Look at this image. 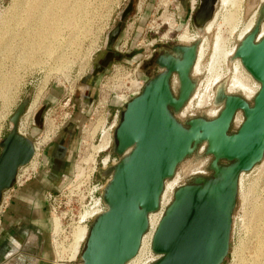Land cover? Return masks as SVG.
Wrapping results in <instances>:
<instances>
[{
  "label": "water",
  "instance_id": "obj_1",
  "mask_svg": "<svg viewBox=\"0 0 264 264\" xmlns=\"http://www.w3.org/2000/svg\"><path fill=\"white\" fill-rule=\"evenodd\" d=\"M189 0H181L186 7ZM219 0H198L192 24L201 32L215 13ZM129 2L117 26L106 38L101 64L112 59V44L130 14ZM264 3L252 30L237 45L234 58L258 83L251 100L226 91L221 83L214 104L221 109L214 118L205 115L181 120L184 108L196 88L192 69L198 42L174 45L159 55L154 64L160 73L149 79L140 93L120 111L112 132V154L117 162L97 175L103 182L102 202L106 210L88 225L81 246L79 264H127L138 253L149 227V216L160 209L165 183L174 178L186 159L209 158L207 176L187 178L177 188L154 232L151 250L157 260L151 264H223L229 253L232 215L242 173H248L264 158ZM92 66L84 96L99 71ZM176 90L172 89L173 78ZM28 102H22L0 142V201L20 168L34 155L33 142L18 134V125ZM43 110L34 116L38 125ZM237 113L242 122L232 130ZM199 147L204 152L199 154Z\"/></svg>",
  "mask_w": 264,
  "mask_h": 264
},
{
  "label": "rangeland",
  "instance_id": "obj_2",
  "mask_svg": "<svg viewBox=\"0 0 264 264\" xmlns=\"http://www.w3.org/2000/svg\"><path fill=\"white\" fill-rule=\"evenodd\" d=\"M129 2L132 3V10L122 22L119 39L112 44V53L116 56L114 65L131 68L138 81H148L160 73L154 58H150L158 46L198 42L205 52L200 72L194 78L195 90H199V95L205 92L212 72L218 80L208 90V98L201 106L196 107L199 98L193 97L194 109L198 110L195 116L207 115L214 108L216 88L221 83L227 88L234 76L254 87L242 69L235 72L234 59L226 57V54L238 45V35L247 25L254 27L264 0H226L223 4L218 3L210 30L201 32L196 31L192 24L198 0L194 4L189 0L186 7L182 6L181 0H0V142L9 131L11 116L25 101L28 106L20 119V124L26 125L24 138L34 143L44 137L45 130L52 123L53 126L62 124L60 131L40 148L35 163L41 160V165L35 175L24 180L19 187L13 185L4 196L0 208L3 217L9 214L16 194L28 192L29 188L36 193L38 209H41L39 203H42L48 213L45 192L62 190L71 179L77 162L96 154L97 148L79 147V141L88 139V130L95 127L98 121L104 123L107 118L110 124L116 101L111 98L105 104V95L98 96L101 79L105 76L99 73L90 83V96L94 103L86 105L83 110L84 80L90 77L88 73L95 58L105 51L108 33L117 26ZM229 14L233 20L230 25L223 23ZM263 25L264 22L261 27ZM185 31L194 36L193 42H179V35ZM218 33L226 54L216 52L215 38ZM210 65L212 72H209ZM142 66L147 67L145 76L140 73ZM236 94L241 95L239 92ZM98 97L101 99L97 107L100 112L93 115ZM30 107L33 110L26 114ZM41 109L40 122L35 125L34 116ZM177 116L179 118V114ZM237 127L234 123L232 130ZM66 137L70 138L66 171L51 182L48 174L43 173L45 161H48L46 157L51 153V147ZM106 155H110V164L117 161L112 154V146ZM196 162L186 159L179 172L185 173ZM95 180L104 184L97 173ZM171 199L172 195L168 193L165 202L170 204ZM38 218L45 221V226L40 230L37 246L40 252L49 251L52 254V264H61L54 260L50 245L49 213L41 211ZM64 264H79V259L75 263ZM223 264H264V158L238 183L229 253Z\"/></svg>",
  "mask_w": 264,
  "mask_h": 264
},
{
  "label": "built area",
  "instance_id": "obj_3",
  "mask_svg": "<svg viewBox=\"0 0 264 264\" xmlns=\"http://www.w3.org/2000/svg\"><path fill=\"white\" fill-rule=\"evenodd\" d=\"M100 86L101 88H99L98 96L101 97V95L99 94L105 95V97H103L105 104H107V102L110 101L111 98L116 101V105L113 110L112 120L110 121L109 124L106 118L103 126L94 134V136L90 139V141L88 140L87 142H85L83 139L79 141V147H87L88 143H91L92 145H98L101 142L104 134H108L109 136L108 149L106 151L101 152L100 154H97L94 157L93 162H89L88 164H85L81 161H78L77 164L75 165L71 179L68 181L67 185L63 187L62 190H60L59 192L46 191L44 195L45 197L44 199L48 207V213L51 224L50 245L54 256V260L61 264L62 262H60L57 259L56 250L58 249L61 251L63 248L67 247L72 242L73 230L76 227L84 226L88 230V225L92 221V219L106 210L101 198V191L103 185H101L100 182H97L95 180V174L98 172L99 169H105L109 165H111L110 155H106V153L111 148L112 132L118 123L120 109L125 105V103L128 102V100L131 97L136 96V94H138V92L142 90L143 88L142 86H144V83L143 81L137 80L136 74L133 70H131V68L123 67L120 65L119 66L114 65L111 69L110 75L102 82ZM99 97L98 100H96L97 103L96 109L97 107H99L101 102V99H99ZM193 116L185 117L183 118V120ZM71 117L72 114L69 116V118ZM53 124L54 123H52V125H50L49 128L46 129L44 132V135L47 134L48 140L50 139V137L56 135L60 131V127L62 126V124L60 126L58 125L53 126ZM17 131L18 134L22 137H24L27 134L26 133L27 130H25L23 134H21L18 129ZM0 139H1V134H0ZM38 141L40 140L37 139L35 140L34 143ZM203 152H204V147H200L199 154H202ZM104 158L106 159L105 163H104L105 160ZM201 162L203 163V166L199 171H193V172L185 171V173H181L179 172V170L177 171V173L174 176L175 177L174 179H176L175 183L173 185V188L170 190V194L172 195V197L174 191L177 188L184 185L185 180L187 178L197 175L207 176L209 174V172L206 170L209 163V158L204 157L198 160L195 164L197 165L198 163ZM40 165H41V160L40 162H36V163L34 161L33 164L30 163L28 164V166L26 165L25 167L20 168L17 172L13 185L16 187L21 186L22 183H24L27 179L30 178V176L35 175L36 170L40 168ZM78 166H79V170L80 171L82 170L81 176L77 175ZM11 188L2 193L0 208L5 198L4 196L6 195L7 192L12 190ZM164 191H165V186H164ZM168 205L169 204H166L164 206L162 205V197H161L160 209H159V211L161 212V218L163 216L162 214L164 213L165 208ZM2 218L3 215L1 214L0 211V226H1ZM56 224L57 227L55 228ZM157 226L154 229H152L149 222L147 234L151 231L154 235ZM86 237H87V233L85 234L83 240L80 242L79 253L81 250V246L86 240ZM143 239L144 237L142 238L141 246L143 243ZM152 256L153 258H151V260L146 264H151L157 260L158 257L153 255V253ZM78 257L79 254L77 252L74 260L70 263H75Z\"/></svg>",
  "mask_w": 264,
  "mask_h": 264
},
{
  "label": "bare ground",
  "instance_id": "obj_4",
  "mask_svg": "<svg viewBox=\"0 0 264 264\" xmlns=\"http://www.w3.org/2000/svg\"><path fill=\"white\" fill-rule=\"evenodd\" d=\"M190 1H191L192 4L195 3V0H190ZM225 1L226 0H219L218 3L223 4ZM213 18H214V15H213L212 19ZM212 19L206 23V25L203 28V31L210 30V28L212 26ZM232 22H233L232 16H231V14H229L223 23H227V24L230 25V23H232ZM251 30H252L251 25L250 24L247 25L240 32V34L238 35V38H237L238 42H240L247 34H249V32ZM188 33H189L188 31H185L183 34L179 35V39H178L179 42L184 43V44H188V43L193 42L194 36L193 35L191 36ZM262 36H264V25L260 29V37H262ZM236 48H237V45L234 48H232L230 51H228L227 54H226L225 50L223 51V40L220 39L219 33L216 35V38H215V49H216V52L222 53V51H223V53L226 54V57L227 56H232V58L234 59L233 61L235 62L234 63L235 72L237 73V71L239 69H242L245 72V74L247 75V77L249 79H251L253 84H254V87H251V85L250 86L247 85L242 80H240L237 76H234V78L232 77L233 80L231 81V83L226 88V91L228 93H230V94H236L237 92H239L241 94V96H243L246 100H251L253 98V96L256 94V92L258 91L259 85L245 71V69L243 68L240 60L234 58V54H235ZM204 52H205L204 47L202 45L198 44L197 58H196V62L194 64V67L192 69V78L193 79L200 72V64H201V61L203 59ZM213 58H214V56L212 57V59ZM212 68H213L212 65H210L209 66V70H210L209 72H212L211 71ZM217 80H218V76L214 75V73L212 72V74L209 76V79L207 80L205 92L203 94L199 95V90L198 91L194 90V92L191 95L189 101L185 104L184 108L178 113L180 119H183V118L188 117V116H193L195 113L198 112V110L194 109L195 106L193 104V99H194L193 97L198 96L199 100L196 103V107L201 106L202 103L204 102V100L206 98H208V95H207L208 94V90L215 83L214 81H217ZM176 86H177V79H176V77H174L173 78V83H172V89L174 91L176 90ZM220 109L221 108L219 106H215V104H214V108L210 109L207 112V115H205V116L208 117V118H214V117L217 116V114L219 113ZM31 110H33V109H31V107L28 108V112L27 113H29ZM240 114L241 113H237L236 116H235L234 123H235L236 126L240 125V123L242 122V114H241V117H240ZM103 124H104L103 122L101 123L100 121H98V123L96 124L95 127H93L90 131L88 130V139H85L84 141H86V140L90 141V139L103 126ZM18 130H19V132L21 134H23V132H25V130H26L25 123H23V125L19 123ZM46 141H47V134L44 135V137L40 141H38L36 143H33L34 155H33V158L31 159V161L29 162V164L30 163L31 164L34 163V161L36 160V158L39 155L40 148L43 146V144H45ZM108 141H109L108 134H104V136L102 137L101 142L98 145H92L91 143H88L87 147L97 148V152H96V154L94 156L92 155V156H90V157H88V158H86L84 160H80V161L85 163V164H88L89 162H93L94 161V157L97 154H100L101 152L106 151L108 149ZM111 142H112V137H111ZM111 146H112V144H111ZM105 161H106V159L104 160V163H105ZM201 163H198L197 165H193V166L188 167L187 168V172L199 171L202 168V166H203V163L202 164ZM77 169H78L77 170V175L81 176L82 170L81 171L79 170V166L77 167ZM244 174L245 173H242L240 175L239 182H240V179L242 178V176ZM174 178L169 180V181H167L165 183V191L162 194V205L163 206L165 204H167L165 202L166 196H167L168 193H170L168 191L173 188V185H174L175 180H176ZM160 218H161V212L160 211L157 212V213H153V214H151L149 216V222H150V225H151L152 229H154L158 225V222L160 221ZM56 227H57V224H56L55 228ZM86 233L88 234V230H87L86 227H84V226L76 227L73 230V234H72L73 240H72V242L67 247L63 248L61 251L58 250V249L56 250L57 259L60 262H62V264L72 262L74 260L75 255H76L77 252L80 255V253H79L80 242L83 240V238H84ZM143 237H144L143 243H142V246L139 249L137 255L131 261H129L127 264H146L147 262H149L151 260V258H153L152 250H151L153 233L150 231L148 234L146 233Z\"/></svg>",
  "mask_w": 264,
  "mask_h": 264
},
{
  "label": "crops",
  "instance_id": "obj_5",
  "mask_svg": "<svg viewBox=\"0 0 264 264\" xmlns=\"http://www.w3.org/2000/svg\"><path fill=\"white\" fill-rule=\"evenodd\" d=\"M56 162L60 169L51 170L52 168H48L49 162L45 161L43 173L48 174L51 182L63 176L66 171L60 167L64 160ZM36 199V193L32 188H29L28 192L21 191L16 194L10 212L4 217L0 229V264H52V254L49 251L40 252V247L37 246L38 235L41 233L42 226H45V221L38 218L39 212L48 213L42 203H39L41 209H38ZM23 223H25L26 231L20 229Z\"/></svg>",
  "mask_w": 264,
  "mask_h": 264
},
{
  "label": "flooded vegetation",
  "instance_id": "obj_6",
  "mask_svg": "<svg viewBox=\"0 0 264 264\" xmlns=\"http://www.w3.org/2000/svg\"><path fill=\"white\" fill-rule=\"evenodd\" d=\"M118 39H119V37L115 41H117ZM170 47H172V46H169L168 44L158 46L157 49L153 50V53L150 55V58L151 59L154 58V61H155V59L159 55H163L166 52H169V48ZM104 56H105V52L104 51H101L100 54H99V56L96 57L95 58V61H94V64H96L97 67L99 68L98 69L99 71L96 73V75L99 74V73H102V74L105 75V76L102 77L101 82H103L110 75L111 69L114 66L113 61L115 60V57H116L115 54L112 53V59L110 60V62H108L107 64H104L103 65L101 63H102V59H103ZM146 68H147L146 66H142L140 68V73L143 76H145ZM142 71H143V73H142ZM91 72H92V67L89 70V73H88L89 76H91ZM102 74H100V75H102ZM96 75L93 77V80L96 77ZM146 82L147 81H143L144 84ZM84 83H85L84 86L86 88V80H84ZM85 88H84V90L82 92V103L81 104H82L83 110H85L86 105H90V104L92 105L94 103V100H92V97L90 96L91 95V91H92V86H89V90H88V95L87 96H84ZM121 109H120V111H121ZM98 112H100V111H98L97 109H95L93 111V115L95 113H98ZM79 113L82 114L81 110H79ZM119 115H120V112H119ZM69 143H70V138L66 137V138H62L61 142H57L55 145H53L51 147V153L49 154L48 157H46L48 159V162H49L48 163V166H49L48 168L49 169H51V168H52L51 170H53V169L54 170L60 169V168H58V163L56 162L57 160H64V162L60 164V167L62 169H64V170L66 169L67 164H68L66 154H67V150H68ZM49 191H52L53 192L52 189H50ZM3 219H4V217L2 218V223H3ZM1 227H2V225L0 226V229H1ZM20 229H21V231H26L25 223L22 224V226L20 227Z\"/></svg>",
  "mask_w": 264,
  "mask_h": 264
}]
</instances>
